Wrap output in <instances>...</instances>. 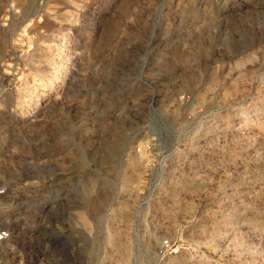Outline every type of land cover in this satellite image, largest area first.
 Returning <instances> with one entry per match:
<instances>
[{
	"label": "rangeland",
	"instance_id": "1",
	"mask_svg": "<svg viewBox=\"0 0 264 264\" xmlns=\"http://www.w3.org/2000/svg\"><path fill=\"white\" fill-rule=\"evenodd\" d=\"M0 191V264H264V0H0Z\"/></svg>",
	"mask_w": 264,
	"mask_h": 264
},
{
	"label": "built area",
	"instance_id": "2",
	"mask_svg": "<svg viewBox=\"0 0 264 264\" xmlns=\"http://www.w3.org/2000/svg\"><path fill=\"white\" fill-rule=\"evenodd\" d=\"M4 192L0 191V213H1V206L3 201ZM10 239V233L7 229L0 227V250L3 248V246L9 241ZM161 251L165 253L173 254L175 252V245L171 243L170 240H164L161 243Z\"/></svg>",
	"mask_w": 264,
	"mask_h": 264
},
{
	"label": "bare ground",
	"instance_id": "3",
	"mask_svg": "<svg viewBox=\"0 0 264 264\" xmlns=\"http://www.w3.org/2000/svg\"><path fill=\"white\" fill-rule=\"evenodd\" d=\"M53 88V87H52ZM110 158H112L113 159V157L112 156H110Z\"/></svg>",
	"mask_w": 264,
	"mask_h": 264
}]
</instances>
